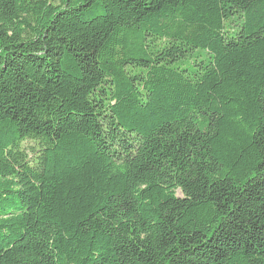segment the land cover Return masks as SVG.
<instances>
[{
    "label": "trees",
    "instance_id": "trees-1",
    "mask_svg": "<svg viewBox=\"0 0 264 264\" xmlns=\"http://www.w3.org/2000/svg\"><path fill=\"white\" fill-rule=\"evenodd\" d=\"M0 264H264V0H0Z\"/></svg>",
    "mask_w": 264,
    "mask_h": 264
}]
</instances>
